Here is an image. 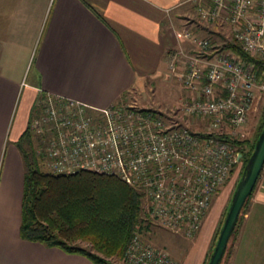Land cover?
<instances>
[{
	"label": "built area",
	"instance_id": "2783aa9c",
	"mask_svg": "<svg viewBox=\"0 0 264 264\" xmlns=\"http://www.w3.org/2000/svg\"><path fill=\"white\" fill-rule=\"evenodd\" d=\"M200 22L227 26L249 55L264 60V0H192ZM194 27V26H193ZM167 52V68L186 89L168 115L119 98L93 107L44 93L27 121L41 167L52 174L88 170L120 178L140 196L146 221L192 238L208 206L239 163L226 138H242L248 112L264 92L254 64L187 26ZM122 264H176L134 234Z\"/></svg>",
	"mask_w": 264,
	"mask_h": 264
},
{
	"label": "crops",
	"instance_id": "0c3cea01",
	"mask_svg": "<svg viewBox=\"0 0 264 264\" xmlns=\"http://www.w3.org/2000/svg\"><path fill=\"white\" fill-rule=\"evenodd\" d=\"M189 18L196 19L192 0H0V264H92L19 236L23 165L15 141L36 97L102 107L171 76L167 52L183 44L176 32ZM200 233L179 248V264H205L211 249L208 241L195 248ZM219 264H264V162Z\"/></svg>",
	"mask_w": 264,
	"mask_h": 264
},
{
	"label": "trees",
	"instance_id": "16d2710c",
	"mask_svg": "<svg viewBox=\"0 0 264 264\" xmlns=\"http://www.w3.org/2000/svg\"><path fill=\"white\" fill-rule=\"evenodd\" d=\"M217 31L216 27L211 28L207 34L214 36ZM211 44L219 48H230L245 60L253 62L256 80L264 83V60L242 50L230 34L223 42L211 38ZM43 95L40 93L36 97L29 117L37 100ZM260 115L253 135L226 138L240 153V174L264 125V103ZM32 143L33 137L27 127L15 141L23 165L18 231L20 238L45 247H56L65 253L84 256L92 264H121L124 248L130 238L134 234H142L151 225L141 212L139 194L120 178L110 174L88 170L65 174L43 171ZM253 189L244 201L228 242L238 230Z\"/></svg>",
	"mask_w": 264,
	"mask_h": 264
},
{
	"label": "rangeland",
	"instance_id": "374dc122",
	"mask_svg": "<svg viewBox=\"0 0 264 264\" xmlns=\"http://www.w3.org/2000/svg\"><path fill=\"white\" fill-rule=\"evenodd\" d=\"M189 19L192 20L191 22L194 23L193 25L200 28L196 30V33L200 35H207V30L215 27L216 29H218V35L216 34L214 36H211L209 34L210 38L218 42H221L222 40L223 42V39H226L229 35L227 26L224 23H206L200 22L195 18ZM191 22L187 27L193 29V25L191 24ZM148 83L149 84H146L143 89L127 91L121 98L126 97L134 99L139 104L159 109L160 111L165 112L169 115L172 110L175 109L176 104L179 103L180 99L186 93V89L183 87L180 80L175 75H168L165 78L158 77ZM263 103L264 92L258 99L254 100L248 112L246 121L242 126V131L244 132L243 137H248L255 133L260 121V114L262 111ZM40 168L41 170L46 171L45 167ZM240 170L241 165L239 162L230 173L223 186H221L213 196L205 213V216L201 222V233L197 243L195 244V248L199 246L202 241L205 243H207L208 241L209 250H211L205 259V264H207L209 256L216 243L226 210L241 175ZM141 236L146 242L150 243L151 245L164 249L174 261H177L178 264L182 258V255L180 254L182 251H179V248L182 246L183 248H189V241L193 239L182 238L180 236L173 235L170 232L156 226L155 224H151L147 230H143ZM175 241L178 242L177 247ZM79 244L86 246V244L83 242H79ZM194 250L195 249L193 248L190 254H192ZM120 263L122 264L121 261Z\"/></svg>",
	"mask_w": 264,
	"mask_h": 264
},
{
	"label": "water",
	"instance_id": "95a60500",
	"mask_svg": "<svg viewBox=\"0 0 264 264\" xmlns=\"http://www.w3.org/2000/svg\"><path fill=\"white\" fill-rule=\"evenodd\" d=\"M264 162V125L248 156L242 174L232 194L226 210L223 223L218 233L214 248L209 256L207 264H219L225 251L227 242L242 209L245 199L249 196Z\"/></svg>",
	"mask_w": 264,
	"mask_h": 264
}]
</instances>
